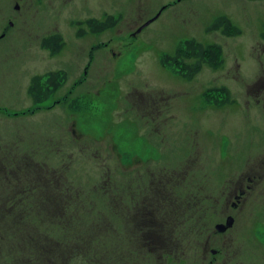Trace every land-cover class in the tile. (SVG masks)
Instances as JSON below:
<instances>
[{
    "label": "rangeland",
    "instance_id": "1",
    "mask_svg": "<svg viewBox=\"0 0 264 264\" xmlns=\"http://www.w3.org/2000/svg\"><path fill=\"white\" fill-rule=\"evenodd\" d=\"M246 11L0 0V264H264V7ZM224 16L231 35L210 29ZM192 42L206 52L188 80Z\"/></svg>",
    "mask_w": 264,
    "mask_h": 264
},
{
    "label": "trees",
    "instance_id": "2",
    "mask_svg": "<svg viewBox=\"0 0 264 264\" xmlns=\"http://www.w3.org/2000/svg\"><path fill=\"white\" fill-rule=\"evenodd\" d=\"M112 18H109L106 22H96V21H90V25L92 26V30L94 32H100L104 29L111 27L114 24V20H111ZM224 27V33L231 35V27L230 21L228 18L220 17L218 18L215 23L211 26L210 29H219V27ZM237 28H234L233 33H238ZM61 37L59 35H52L50 38L44 39V46L48 48L53 53H58L60 49L63 47V44L61 43ZM189 50L191 51L189 56H196L200 60L193 62V64L183 63L181 59L175 58L176 61H180L182 64V75H185L188 80H190L194 74L198 70V66L201 65L202 61L201 58L204 56V53L206 52V49L203 48L202 45H196L195 42H192V44H189ZM216 49V50H215ZM218 52V48L213 46L211 47V53L214 55ZM187 50L183 55H187ZM170 61V60H169ZM212 65V64H211ZM43 79H45L44 84H42ZM62 83V76L60 72H53L49 73L43 77L36 76L32 79L29 92L34 98V103H41L48 100L53 93L58 89V87ZM228 91V90H226ZM120 155H122L120 152H117Z\"/></svg>",
    "mask_w": 264,
    "mask_h": 264
},
{
    "label": "flooded vegetation",
    "instance_id": "3",
    "mask_svg": "<svg viewBox=\"0 0 264 264\" xmlns=\"http://www.w3.org/2000/svg\"><path fill=\"white\" fill-rule=\"evenodd\" d=\"M237 1H243V0H237ZM252 1V5H253V13H251L252 15H256L257 14V12L260 10V8H263L264 7V0H251ZM240 7H242V8H246V5H243V4H240L239 5ZM246 15L247 16H249V18H251L250 16H252V15H248V13H247V11H246ZM262 19V18H261ZM255 27H259V28H263L262 29V31H264V24H260V25H257V24H253ZM4 35V34H3ZM95 47V46H94ZM92 49V48H91ZM84 74L85 75H87V69H85V71H84ZM116 155H117V157L120 159L121 158V155L119 154V153H116ZM134 161L136 162H138V164H139V162H141V159H140V156H138V157H135L134 158ZM131 164V163H130ZM129 164V165H130ZM240 191L242 192V189H240ZM240 192V193H241ZM239 193V194H240ZM235 197H240L239 195H237L236 194V196ZM237 205V204H236ZM204 207L202 206V208L200 209V211H203V213H204ZM230 216V215H229ZM229 216H227V218L229 217Z\"/></svg>",
    "mask_w": 264,
    "mask_h": 264
},
{
    "label": "water",
    "instance_id": "4",
    "mask_svg": "<svg viewBox=\"0 0 264 264\" xmlns=\"http://www.w3.org/2000/svg\"><path fill=\"white\" fill-rule=\"evenodd\" d=\"M159 16V14H157L154 18L150 19L148 22L144 23V25H142L139 29L138 32L141 31L143 28H145L147 25H149L152 21H154L157 17ZM235 223V219L233 216H229L226 220V223H218L216 225V230L223 233L225 231H227L228 229H230L231 227H233Z\"/></svg>",
    "mask_w": 264,
    "mask_h": 264
}]
</instances>
